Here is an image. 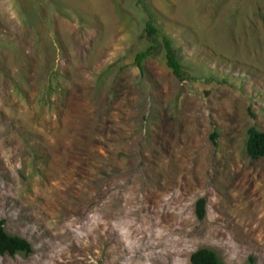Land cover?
I'll use <instances>...</instances> for the list:
<instances>
[{"label": "rangeland", "instance_id": "obj_1", "mask_svg": "<svg viewBox=\"0 0 264 264\" xmlns=\"http://www.w3.org/2000/svg\"><path fill=\"white\" fill-rule=\"evenodd\" d=\"M148 13L183 80L163 50L134 65ZM249 128L264 0H0V220L32 247L0 264H264Z\"/></svg>", "mask_w": 264, "mask_h": 264}, {"label": "trees", "instance_id": "obj_2", "mask_svg": "<svg viewBox=\"0 0 264 264\" xmlns=\"http://www.w3.org/2000/svg\"><path fill=\"white\" fill-rule=\"evenodd\" d=\"M144 33L150 41V45L145 50L136 53L134 57V65L137 69L142 73L143 60L154 52L163 50L167 67L178 80H183L185 78V72L177 51L172 46L169 37H167L160 28L154 24L151 14L149 13L148 18L144 23ZM216 136V133L211 135L213 142H215ZM246 153L253 160L264 158V133L255 128L248 129ZM204 206L205 200L203 198L198 199L195 210L198 219L204 217ZM31 253L32 247L30 243L22 237L10 235L5 232L4 220H0V255L7 254L9 256H14L19 254L26 257ZM189 261L191 264H222L217 253L214 250L207 248H201L193 252L189 257Z\"/></svg>", "mask_w": 264, "mask_h": 264}]
</instances>
